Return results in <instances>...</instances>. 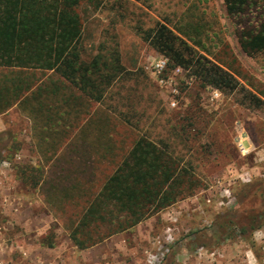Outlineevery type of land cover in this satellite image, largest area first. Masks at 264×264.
Returning a JSON list of instances; mask_svg holds the SVG:
<instances>
[{
	"label": "rangeland",
	"instance_id": "rangeland-1",
	"mask_svg": "<svg viewBox=\"0 0 264 264\" xmlns=\"http://www.w3.org/2000/svg\"><path fill=\"white\" fill-rule=\"evenodd\" d=\"M109 2L89 18L81 41L85 61L100 53L108 62L118 60L114 64L121 67L106 86L103 101L93 102L56 80L59 95H43V107L30 102L0 115V133L9 132L13 140L10 157L0 161V264H10L6 258L10 256L16 262L12 253L13 223H6L12 214L39 215L42 221L52 215L62 228V220L66 222L64 218L70 214L59 206H48L40 191L22 183V167H40L44 178L50 177V166L67 168L69 162L74 164L72 168H82L77 163V153L85 151L82 142L91 148L94 142L112 140V147H101L109 157L120 153L122 144H130L141 135L164 142L175 156L188 161L207 189L128 232L78 251L74 259L79 264H264V218L249 239L228 237L230 231L216 225L218 216L233 209L248 186L258 180L264 183V164L258 166L257 151L243 157L236 146L234 129L239 120L253 145L264 154V107H247L238 92H221L219 100H212L213 87L186 70L178 73L168 64L157 74L152 63L159 53L145 42L142 31L165 22L173 30L186 32L190 44L210 59L223 45H229L246 76L259 84L256 89L264 98L262 58H249L241 52L223 0ZM3 160L10 162L9 168L1 169ZM97 166L103 169L109 165ZM247 170L250 182L241 180ZM2 196L12 200L7 208L2 207ZM17 198L23 201L15 212ZM42 221L41 225L46 223ZM44 234L39 233L38 240L49 246L50 239L45 242L48 233ZM25 252L17 254L24 260L28 258Z\"/></svg>",
	"mask_w": 264,
	"mask_h": 264
},
{
	"label": "trees",
	"instance_id": "trees-1",
	"mask_svg": "<svg viewBox=\"0 0 264 264\" xmlns=\"http://www.w3.org/2000/svg\"><path fill=\"white\" fill-rule=\"evenodd\" d=\"M109 3L0 0V115L30 102L43 107V95H59L56 83L69 84L93 102L103 101L106 86L121 67L114 64L118 60L108 62L100 53L85 61L81 41L89 18ZM223 3L241 52L249 58L261 57L264 70V0ZM142 36L154 51L168 58L169 67L186 70L223 93H240L242 102L251 109L264 107L262 92L256 89L259 84L246 76L229 45H223L210 59L190 44L186 32L173 30L165 22L143 30ZM100 144L91 148L103 150L101 147H112L113 142L107 139ZM12 146V135L0 133V161L10 157ZM82 146L90 149L84 142ZM119 152L109 157L108 152L78 156L82 168H72L74 164L69 162L67 168L52 165L56 171L50 166L52 175L45 178L40 167L25 166L19 171L20 181L40 191L48 206H59L64 213L70 211L64 218L66 222L62 220L63 228L79 250L128 232L207 189L193 166L175 156L164 142L141 135L130 144H122ZM97 158L109 166L99 169ZM263 218L264 183L258 180L248 186L233 209L218 216L216 225L230 231L228 237L249 239Z\"/></svg>",
	"mask_w": 264,
	"mask_h": 264
},
{
	"label": "crops",
	"instance_id": "crops-1",
	"mask_svg": "<svg viewBox=\"0 0 264 264\" xmlns=\"http://www.w3.org/2000/svg\"><path fill=\"white\" fill-rule=\"evenodd\" d=\"M95 141H97V137H95ZM93 145H95L96 148L98 145L101 146L99 142L98 144L97 142H94ZM84 150L85 151H80L77 154L79 156L104 155L103 150H99V149L96 150L92 148L84 149ZM57 155L59 154L57 153ZM51 216L46 217L47 219L45 221H42L44 218L41 219L39 215L19 213V214H12L10 216V219L6 220V223L10 221L13 223L11 224V226L13 225V229H12L13 232L11 233L12 234L11 236L13 237L14 239L13 242L15 244L14 250H12V253L15 255L14 256L16 261L15 264H79L78 259H74V257L77 255V252L80 250L76 246H74V244L71 242L68 233L58 224H55L57 223L55 217L53 216L54 218H52ZM41 221L46 223L41 225L40 224ZM49 221L51 222L50 225L48 226ZM55 226L60 227L59 230L55 231L54 230ZM49 229L51 230L49 231ZM53 230L55 231L54 234L52 233ZM36 233H38L37 235H39V233L40 234L48 233V236L47 235L45 236L46 238L45 242H47L48 244V241L50 239L49 246L41 245V242H39L38 240L39 236H37ZM6 252L8 254L11 253V251H6ZM18 252L20 254L22 252L28 253V258L23 260L22 257H20L17 254ZM6 258L9 260L10 264H14L13 258L11 256L10 258L8 257Z\"/></svg>",
	"mask_w": 264,
	"mask_h": 264
},
{
	"label": "built area",
	"instance_id": "built-area-1",
	"mask_svg": "<svg viewBox=\"0 0 264 264\" xmlns=\"http://www.w3.org/2000/svg\"><path fill=\"white\" fill-rule=\"evenodd\" d=\"M168 64V58L162 54H158L157 58L154 60V62L152 63L154 70L156 71L157 74H161V72H163V70L165 69V67ZM176 71L178 73H182L183 69L181 68H177ZM160 83H164L162 80L160 81ZM222 97V93L221 91H219L218 89H213L212 93H211V98L212 100H219ZM171 106L174 107L175 103H171ZM235 134H236V146L239 150V152L241 153V155L243 157L248 156L249 154H251L252 152L257 151L255 154L256 156H258V158L256 157V162L258 164V166L261 164H264V154H262V149H258L256 148L249 139V136L246 132V129L244 128L243 124L238 120L235 122ZM10 162L7 160H3L1 162V169L2 168H9L10 167ZM252 172V171H251ZM1 174V172H0ZM241 180L244 182H250L251 181V173L248 172V170L241 175ZM12 200H9V197L6 196H2V207L7 208L8 206H10V202ZM22 199L21 198H17L16 199V211L18 210L19 206L22 204ZM15 202V200H14Z\"/></svg>",
	"mask_w": 264,
	"mask_h": 264
}]
</instances>
